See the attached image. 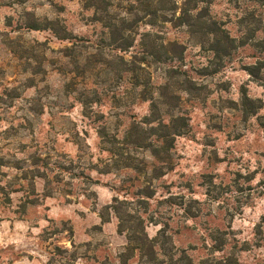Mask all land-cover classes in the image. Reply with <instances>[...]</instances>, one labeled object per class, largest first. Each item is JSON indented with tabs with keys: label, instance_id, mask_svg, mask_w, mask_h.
Wrapping results in <instances>:
<instances>
[{
	"label": "rangeland",
	"instance_id": "374dc122",
	"mask_svg": "<svg viewBox=\"0 0 264 264\" xmlns=\"http://www.w3.org/2000/svg\"><path fill=\"white\" fill-rule=\"evenodd\" d=\"M184 1L0 0V264H124L115 197L150 237L166 226L164 264H264V76L246 70L264 59V0H198L190 16ZM178 116L169 169L150 148L126 147L138 168L110 152Z\"/></svg>",
	"mask_w": 264,
	"mask_h": 264
},
{
	"label": "trees",
	"instance_id": "16d2710c",
	"mask_svg": "<svg viewBox=\"0 0 264 264\" xmlns=\"http://www.w3.org/2000/svg\"><path fill=\"white\" fill-rule=\"evenodd\" d=\"M197 2L198 0H185L183 7L181 8L182 13L184 15L186 14L190 16L189 11L191 10V8L196 7ZM178 8L179 7L174 3L173 6L169 8V10H171V12L175 15V18L177 20L182 21L185 16L183 17V14L176 15ZM34 28H38V27L36 26ZM226 38L230 41L233 40L228 35ZM220 43L221 41L217 39L214 42V45L216 47H213V48L216 50L217 44H220ZM246 70L248 71L250 75L254 76L255 78H258V79L262 78L264 76V59H258L255 64L246 66ZM253 101L254 100L248 95V93L244 91L243 96H242V104L247 106L249 102H253ZM153 104H156V102L153 101ZM147 120L144 121L143 123L149 124L148 128L143 127L142 126L143 123L142 124L136 123L132 125L126 131V134L123 139L124 142H120L118 143V145L112 147V149H110V152L114 156L119 155L120 157H122L121 162L122 164H124L125 167H132L134 166L132 165L133 163L131 161L132 157L130 153L125 152L126 147L129 144H135V146L146 147L148 149L150 148L152 154L158 160H160L163 163V165L167 164L166 169H169L170 166L168 165L169 164L168 156H170V151L174 147L176 137L181 135L184 132L183 130H185L186 126H188L187 119L185 116L172 117L170 122H165L164 120H161L157 123V125H154V124L152 125L151 121L149 119ZM180 121H182L183 123L181 125L177 124ZM142 133L143 135L144 133L145 134L147 133L150 136H156L157 138L155 139V141H152L150 139L149 143L147 141H145L144 143H141L137 141V139L136 140L134 139L135 137H138L139 139H142V138L144 139V137L142 136ZM49 159H50L49 155H45V156L35 155L34 159L32 160V164L35 166V169L33 171V176H32L33 181L38 177L42 178L45 181L44 190H46V193L44 194L47 196H50L52 194V188L50 187V184H51V181H53L52 180L53 178L51 179L47 171L48 166H49ZM53 165H55L56 168H59L58 170H60L61 172H64L68 168L62 165L60 161H56ZM134 168H138V167L134 166ZM160 169H161V172L158 175H163L164 170H162V168ZM61 172L59 173L58 171L55 174L56 180L57 178H60ZM34 190L35 191L33 192V194L35 197L31 199L29 198L28 201H26L22 205L23 212L26 211V205H28V203L36 204L38 202L39 194L36 192V189ZM153 195H154V192L151 189V187H144L142 191L140 192L138 203H141V204L143 203L145 205L148 204L147 198H151L153 197ZM119 203H120L119 199L115 197L114 203H112L111 205H108L105 209L107 210V212H110V210H112L120 218L119 231L121 233L125 232V234L127 235V239H128V244L126 246L127 254H126V257H124L123 259V263L127 264V261L130 258V254L134 255L136 252H139L140 257L145 259L149 264H164L165 260L160 258L158 251L156 249L157 248L156 246H159L160 250L162 249L163 245L161 244L160 240H161V237L165 236L166 234V228H165L166 226L161 227L159 230L160 232L156 236L150 237V235L146 231L144 219H142L140 216H137L136 223H135L134 218H131V217H135V215L122 216V214L120 213L121 207L119 206ZM104 220L107 221L108 217H104ZM262 225L263 224L260 223L259 227L261 228ZM180 261L184 262L185 257L182 256L181 258L174 259L173 255L169 256V262L178 264ZM219 262L220 264H231V260H229V258L224 259V260L221 259ZM187 264H194V263L192 259H189Z\"/></svg>",
	"mask_w": 264,
	"mask_h": 264
}]
</instances>
